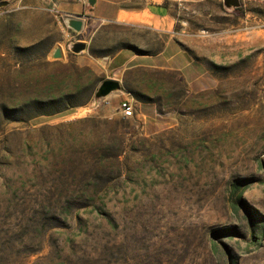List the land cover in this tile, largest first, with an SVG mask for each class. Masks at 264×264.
<instances>
[{
    "label": "rangeland",
    "instance_id": "obj_1",
    "mask_svg": "<svg viewBox=\"0 0 264 264\" xmlns=\"http://www.w3.org/2000/svg\"><path fill=\"white\" fill-rule=\"evenodd\" d=\"M176 18L200 79L135 69L96 99L157 36L0 0V264H264V0Z\"/></svg>",
    "mask_w": 264,
    "mask_h": 264
},
{
    "label": "crops",
    "instance_id": "obj_2",
    "mask_svg": "<svg viewBox=\"0 0 264 264\" xmlns=\"http://www.w3.org/2000/svg\"><path fill=\"white\" fill-rule=\"evenodd\" d=\"M202 1L94 0L92 4H81L75 0H48V3L62 16H75L82 21L91 18L97 28L127 25L157 36L160 41L157 49L139 52L123 46L105 61V77L117 80L122 90L128 74L135 69L180 72L191 84L200 79L202 67L179 48L174 26L179 13L192 10L195 3ZM127 93L122 91L116 96L121 102L128 98Z\"/></svg>",
    "mask_w": 264,
    "mask_h": 264
},
{
    "label": "water",
    "instance_id": "obj_3",
    "mask_svg": "<svg viewBox=\"0 0 264 264\" xmlns=\"http://www.w3.org/2000/svg\"><path fill=\"white\" fill-rule=\"evenodd\" d=\"M94 0H87L86 4H92ZM224 5L227 7H238L240 4V0H223ZM71 25L67 22L68 27L73 29L74 31H79L83 25V21L80 18L71 17ZM86 44L83 41H77L72 44V50L76 53L82 52L85 50ZM121 90L120 84L117 80L112 78L103 79L95 93V98L100 99L102 97L107 96L108 94Z\"/></svg>",
    "mask_w": 264,
    "mask_h": 264
},
{
    "label": "built area",
    "instance_id": "obj_4",
    "mask_svg": "<svg viewBox=\"0 0 264 264\" xmlns=\"http://www.w3.org/2000/svg\"><path fill=\"white\" fill-rule=\"evenodd\" d=\"M75 1L78 3H81V4H85L87 2V0H75ZM119 108H120L121 112L123 113V115L126 117L131 116L133 114V111H134L133 104L128 99L121 100V102L119 104Z\"/></svg>",
    "mask_w": 264,
    "mask_h": 264
}]
</instances>
